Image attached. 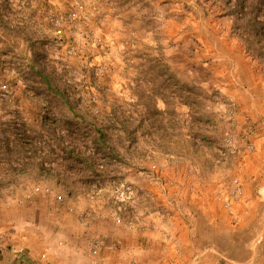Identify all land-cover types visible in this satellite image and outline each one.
I'll list each match as a JSON object with an SVG mask.
<instances>
[{
    "label": "rangeland",
    "instance_id": "1",
    "mask_svg": "<svg viewBox=\"0 0 264 264\" xmlns=\"http://www.w3.org/2000/svg\"><path fill=\"white\" fill-rule=\"evenodd\" d=\"M196 1L0 0V150L17 131L35 139L10 149L39 151L16 173L1 170L0 207L15 215L1 219L0 237L37 229L48 237L54 208L135 229L186 224L200 211H227L238 223L243 192L236 198L234 184L244 186L243 164L264 150V67L232 36L221 7L205 12ZM156 37L176 78L191 88L182 96L198 100L192 109L178 105L165 150L158 122L148 139L106 127L139 118L134 87L152 79L140 66L158 52ZM261 168L251 180L264 178ZM31 200L34 212L19 207ZM259 256L264 264V246Z\"/></svg>",
    "mask_w": 264,
    "mask_h": 264
},
{
    "label": "crops",
    "instance_id": "2",
    "mask_svg": "<svg viewBox=\"0 0 264 264\" xmlns=\"http://www.w3.org/2000/svg\"><path fill=\"white\" fill-rule=\"evenodd\" d=\"M13 36L15 32H11ZM263 164L264 150L243 164L248 175H243L244 204L238 206L236 225H231L234 215L227 211H200L194 216L190 213L186 224L135 229L115 226L113 219L104 215L83 222L77 213L61 214L54 208L48 216L52 226L48 237L38 229L36 235L26 231L0 237V264H13L17 257L29 264H93L95 258L101 264H262L259 255L264 242L262 237L258 242V237L264 235V213L258 211L257 204H264V178L251 180L249 174L259 173ZM29 203L32 205L19 207L34 212V200ZM11 214L15 215L0 207V226L5 222L1 219ZM46 251L47 259L42 255Z\"/></svg>",
    "mask_w": 264,
    "mask_h": 264
},
{
    "label": "trees",
    "instance_id": "3",
    "mask_svg": "<svg viewBox=\"0 0 264 264\" xmlns=\"http://www.w3.org/2000/svg\"><path fill=\"white\" fill-rule=\"evenodd\" d=\"M139 1L142 2L144 0ZM196 4L205 12H207L206 6L210 4L221 7L220 16L232 18V36L235 35L239 39L248 56L258 61L264 67V0H197ZM155 41L158 52L143 56L142 60L144 62L140 66L145 70V74L152 75V79L148 81L151 86L147 82H142L137 87H134V95L140 99V102L136 103L137 109L134 111L139 115V118H135L132 114L123 116L122 119L117 120V123L114 122L106 127L107 129L114 128L120 130L125 134H136L139 139H148L153 135V132L150 130L151 126L154 128V124L158 122L157 128L155 126V134L160 136L161 147L165 150L168 143L166 138H169L168 135L170 136L168 124L172 128L174 123H177L176 119L179 116L178 105H188L192 109L193 106H198V102H195L198 100L192 98L190 94L182 96V90L190 92L191 88L187 84H182L176 78L170 65L164 58L157 37ZM37 73L38 76L40 75L42 81L47 82L48 76L45 75L43 70L37 71ZM159 101L164 103V109L158 108ZM197 113L199 112L194 111V115H197ZM153 116L158 118L157 121H151V117ZM166 121L168 122L166 123ZM99 134L105 138V129L100 130ZM33 139L35 138L30 134L22 137L21 133L12 131L10 138L1 140L7 146V150H0V173L2 169L16 173L22 158L28 154H32V156L38 155V150H12L9 148L12 142L16 147H19V145H28ZM75 152L74 150L73 153ZM73 153L71 152V154ZM4 164L8 168L2 167ZM70 166L68 167L69 169L75 167L74 164H70ZM92 166L94 167L95 165L92 163ZM13 264L29 263L25 258L17 257Z\"/></svg>",
    "mask_w": 264,
    "mask_h": 264
},
{
    "label": "built area",
    "instance_id": "4",
    "mask_svg": "<svg viewBox=\"0 0 264 264\" xmlns=\"http://www.w3.org/2000/svg\"><path fill=\"white\" fill-rule=\"evenodd\" d=\"M236 187H235V194H236V198H239L241 192H242V189H243V186H242V183L239 181V180H236L235 184H234ZM130 188V187H128ZM129 195H126L125 197L121 198L122 200V203L119 204L118 206V210L117 211H121V206L123 205V199H126ZM60 199H62V196H59ZM234 198L233 197H230L228 198V201H227V205H229L230 207L232 206V204L234 203ZM119 216V215H118ZM118 222H122V217L121 215L117 218ZM95 254L97 253V250H94L93 251ZM47 257V253H44L43 254V258ZM93 264H101L100 260L98 261L97 258H95L93 260Z\"/></svg>",
    "mask_w": 264,
    "mask_h": 264
}]
</instances>
